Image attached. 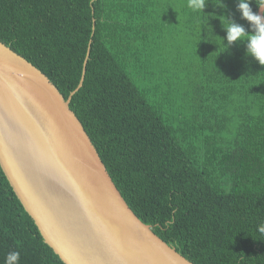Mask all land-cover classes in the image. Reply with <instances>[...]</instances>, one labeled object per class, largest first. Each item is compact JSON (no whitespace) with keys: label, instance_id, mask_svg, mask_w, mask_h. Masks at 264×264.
I'll list each match as a JSON object with an SVG mask.
<instances>
[{"label":"trees","instance_id":"1","mask_svg":"<svg viewBox=\"0 0 264 264\" xmlns=\"http://www.w3.org/2000/svg\"><path fill=\"white\" fill-rule=\"evenodd\" d=\"M186 3L0 0V41L65 99L90 42L69 106L129 207L194 264H264V66L222 52L221 15L250 30L236 0ZM11 251L64 264L0 167V264Z\"/></svg>","mask_w":264,"mask_h":264},{"label":"water","instance_id":"2","mask_svg":"<svg viewBox=\"0 0 264 264\" xmlns=\"http://www.w3.org/2000/svg\"><path fill=\"white\" fill-rule=\"evenodd\" d=\"M260 14V9L258 13ZM36 66L0 41V167L64 264H194L129 207L81 121Z\"/></svg>","mask_w":264,"mask_h":264},{"label":"clouds","instance_id":"3","mask_svg":"<svg viewBox=\"0 0 264 264\" xmlns=\"http://www.w3.org/2000/svg\"><path fill=\"white\" fill-rule=\"evenodd\" d=\"M250 2L251 0H236V9L240 13V18L248 22L250 30L246 31L243 25L221 15L220 17H223L224 21L221 24L226 32L224 40L227 41V44L221 39L219 44L224 49L222 52H225L233 43H245V56L252 57L259 65L264 66V0H254L260 9V14L253 12ZM206 4L207 0H187L186 7L192 13L203 14ZM216 6L226 8L222 0H217ZM257 231L264 235V225L258 226ZM19 260L20 253L11 251L6 254L4 264H19Z\"/></svg>","mask_w":264,"mask_h":264}]
</instances>
